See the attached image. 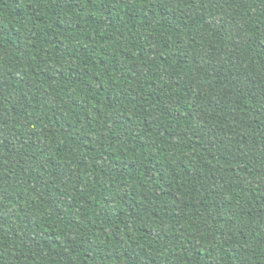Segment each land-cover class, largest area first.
<instances>
[{"label":"trees","instance_id":"16d2710c","mask_svg":"<svg viewBox=\"0 0 264 264\" xmlns=\"http://www.w3.org/2000/svg\"><path fill=\"white\" fill-rule=\"evenodd\" d=\"M0 264H264V0H0Z\"/></svg>","mask_w":264,"mask_h":264}]
</instances>
